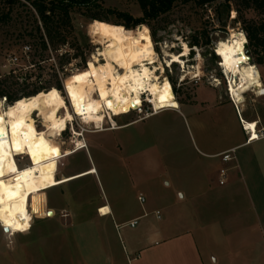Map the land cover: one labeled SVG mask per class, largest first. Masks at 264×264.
Returning <instances> with one entry per match:
<instances>
[{
  "label": "clouds",
  "instance_id": "clouds-1",
  "mask_svg": "<svg viewBox=\"0 0 264 264\" xmlns=\"http://www.w3.org/2000/svg\"><path fill=\"white\" fill-rule=\"evenodd\" d=\"M236 16L233 11L231 17ZM81 27L91 45V50H85L86 60L75 57V49L65 44L56 54L75 58L63 65V71L56 54L41 62L54 65L59 87L53 82L31 95L21 92L11 101L7 95L0 96V230L6 237L28 233L34 217L52 215L46 210V190L65 183L60 172L63 161L82 149L87 151L90 136L118 130L117 118L133 111L141 113L145 104L151 106V115L180 108L165 75L166 69L174 74L173 64L179 65L177 88L185 80L200 83L202 79L212 88L226 86L238 111L246 107L245 93L264 96L260 68L245 54L248 39L239 24L235 29L229 26L227 37L212 45L220 57L216 64L223 80L216 68L204 70L203 49L189 47L190 42L175 32L171 41L154 42L146 24L126 28L92 19ZM192 52L195 56H190ZM245 127L255 129L256 125ZM99 211L103 214L109 209Z\"/></svg>",
  "mask_w": 264,
  "mask_h": 264
},
{
  "label": "rangeland",
  "instance_id": "rangeland-1",
  "mask_svg": "<svg viewBox=\"0 0 264 264\" xmlns=\"http://www.w3.org/2000/svg\"><path fill=\"white\" fill-rule=\"evenodd\" d=\"M96 4L97 6L90 8L89 13L97 14L111 24L114 22L118 25L125 22L132 25L133 19L141 16L136 0H99ZM222 4L221 0L202 8L193 3L174 5L168 13L149 22L148 26L155 34L154 42H162L165 39L171 41L172 33L175 32L189 41V47H191L194 38H197L200 42L198 47L203 49L202 56L206 59L204 70L211 72L213 68H216L217 76L223 80L216 64L220 57L212 50L213 42L226 38L229 26L235 29L239 24L242 30V24L238 20V15L235 19L231 17V13L235 11L233 6L226 12ZM4 8L3 0H0V78H7L9 90L18 92L28 91L38 86L46 87L53 82L57 83L54 65L41 63L49 61L57 51L48 50L40 56L39 51L31 45L32 41L25 35L26 32L34 33L31 17L18 7L14 9L12 21L2 20L1 11ZM246 17L256 20L260 18L252 11L246 12ZM88 22L90 20L83 15L82 11H76L73 14V35L78 40L85 60V50H91V45L81 25L86 26ZM203 31L209 42L206 45L202 43L204 40L200 34ZM216 33L220 35L217 36ZM68 40L70 42L72 38L69 37ZM26 46L30 48L28 51L25 49ZM156 51L159 53V47ZM172 51L178 52L180 49H172ZM65 56L69 55L66 53L63 58ZM190 56H195V52H192ZM250 56L252 57L251 52ZM59 57L56 54L57 62H59ZM252 63H254L253 57ZM172 67L174 74H170L166 69L165 75L169 77L173 85L177 100L183 103L181 108L183 115L170 111L173 109H165L143 119L144 114L151 111L150 105L145 104L142 113L133 111L117 118L120 125L141 119L138 123L118 132H105L90 136L88 150L82 149L66 158L60 172L63 177H67L93 168L95 175L79 176L58 187L46 190L48 193L46 210H51L52 215L43 219L34 217L32 228L28 233H16L15 236L6 237L0 230V264H14L3 262L4 258H29V260L32 258L31 263L33 264H80L78 260L81 261V254L84 255L88 249L87 246H81L93 244L92 238L88 239L90 242H84L81 237V233L92 235L93 231L82 232L81 225L85 224V229H93L92 225L99 222L94 214V209L98 204L105 201L124 214L141 213L139 203L136 201L137 190L128 185L126 162L131 157H127L130 153L127 140L134 141V146L142 151L139 160H142L145 165L139 171L156 182V190L153 192L156 194L164 192V187L160 185L161 181L157 177L158 150L161 146L170 143L189 148L193 142L192 133L196 132L191 117L205 118L211 114L212 109L208 106L205 97H210L215 93L206 79H202L200 83L194 81L189 83L185 80L184 84L177 88L176 84L180 75L179 65L173 64ZM259 68L261 79L264 81V65ZM60 70L63 71V67L62 69L60 67ZM20 79H23V84L19 83ZM41 80L44 84H40ZM200 87L205 88L199 91ZM221 90L227 94L226 86ZM244 95L246 106L254 111L256 96L252 92ZM192 98L195 100L191 101L190 105L189 101ZM259 111L261 112L260 107H257L254 112L259 113ZM226 112L229 113V125L232 128H241L239 114L233 109L229 111L227 109ZM67 135L65 133V137ZM56 178L61 179V175H57ZM150 201L155 204V207L163 210L164 205L161 200L151 198ZM162 214L165 215L166 212L163 211ZM21 264L29 263L24 260Z\"/></svg>",
  "mask_w": 264,
  "mask_h": 264
},
{
  "label": "crops",
  "instance_id": "crops-1",
  "mask_svg": "<svg viewBox=\"0 0 264 264\" xmlns=\"http://www.w3.org/2000/svg\"><path fill=\"white\" fill-rule=\"evenodd\" d=\"M212 89L215 93L205 97L212 113L205 118L191 117L196 132L189 148L170 143L158 150L157 177L163 193L153 192L156 182L139 171L145 165L139 160L142 151L127 140V157H131L126 162L128 185L137 190L141 213L124 214L103 200L94 209L99 222L93 229L81 225L82 232L93 231L92 235L81 233L84 242L92 238L93 244L81 246L88 249L78 263L264 264V135H260L264 134V96L256 97L253 107L254 111L260 107L261 112L248 106L238 111L224 90ZM178 102L180 108L170 111L183 115V103ZM227 109L239 114L241 124L255 123L259 138L247 142L251 130L244 131L242 125L232 128ZM230 149L234 159L223 162L220 155ZM221 168L228 170L223 185L218 184ZM151 198L161 200L163 210ZM102 207L109 213L100 214ZM133 220L137 224L130 226ZM24 260L33 264L32 258H4L3 262L21 264Z\"/></svg>",
  "mask_w": 264,
  "mask_h": 264
},
{
  "label": "trees",
  "instance_id": "trees-1",
  "mask_svg": "<svg viewBox=\"0 0 264 264\" xmlns=\"http://www.w3.org/2000/svg\"><path fill=\"white\" fill-rule=\"evenodd\" d=\"M99 0H3L5 5L4 10L1 11L2 20H11L13 17L14 9L20 7L22 10L31 17L33 24L32 32H26L27 38L32 41L31 45L39 51L40 56L48 50L56 52L61 46L67 44L70 48L75 49V57H81L82 51L76 36L73 35V14L76 11H82L83 15L88 19H99L105 21V18L98 16L94 13H89V10L93 6H97ZM221 0H136L141 16L133 19V24H123L126 28H132L136 24H147L152 20H156L158 17L168 13L174 5L193 3L198 7H204L214 2ZM222 6L226 9V12L233 6L235 12L238 15V20L242 24V30L246 33L248 39V48L253 57L254 63L259 67L264 65V0H222ZM252 11L260 18L253 19L247 18L246 12ZM129 17V16H128ZM116 24V23H112ZM203 36V44H208L206 33L200 32ZM154 32L152 36L154 38ZM72 40L69 42L68 38ZM200 42L197 38L191 45L199 46ZM29 48V46H26ZM33 49V48H32ZM30 53V52H29ZM261 53V55H259ZM75 57H59V65L62 69L63 65L68 63L70 59ZM13 77V76H11ZM7 78H0V96L7 95L9 100L18 98V94L21 92L10 91L9 85H7ZM16 83L17 82H13ZM12 85V84H11ZM59 87V83L57 82ZM41 87H34L31 90L23 91L24 95L34 94L35 91H39ZM64 165V164H63Z\"/></svg>",
  "mask_w": 264,
  "mask_h": 264
},
{
  "label": "built area",
  "instance_id": "built-area-1",
  "mask_svg": "<svg viewBox=\"0 0 264 264\" xmlns=\"http://www.w3.org/2000/svg\"><path fill=\"white\" fill-rule=\"evenodd\" d=\"M25 49L28 51V47H25ZM235 107H236V105H234ZM150 109H151V107H150ZM142 113V112H141ZM151 111L148 113V112H146L145 114H144V117L143 118H145V117H148V116H150L151 114ZM242 125V128H243V130L244 131H246V132H249L250 133V130H248L245 126H244V124H241ZM260 135H264V134H260ZM255 136L257 137L256 139H258L259 137H258V134H255ZM253 140H255V139H253V131L251 130V133H250V135L247 137V139H246V141L247 142H250V141H253ZM234 150L233 149H230V150H227V151H225V152H223L220 156H221V160L223 161V162H228V161H231V160H233L234 159ZM227 173H228V170H227V168H221L219 171H218V184L219 185H223L225 182H226V180H227ZM138 201L140 202V203H143L144 202V198L142 197V196H139L138 197ZM156 213V215H157V217L159 216V213L158 212H155ZM137 224V220H133L132 222H130V226H135Z\"/></svg>",
  "mask_w": 264,
  "mask_h": 264
},
{
  "label": "bare ground",
  "instance_id": "bare-ground-1",
  "mask_svg": "<svg viewBox=\"0 0 264 264\" xmlns=\"http://www.w3.org/2000/svg\"><path fill=\"white\" fill-rule=\"evenodd\" d=\"M245 51H246V48H245ZM246 54V53H245ZM247 55V54H246ZM251 63V62H250ZM151 107V106H150ZM246 124H251V123H245L244 124V126L246 125ZM248 129V128H247ZM248 130H252L253 131V133L255 134V129H248ZM95 173V171H93V168H90V169H88V170H85V171H82V172H79V173H76V174H73V175H70V176H67V177H64V178H66L65 179V182H67V181H69V180H73V178H78L79 176H84V175H88V174H94ZM59 180V179H58ZM64 184V183H63ZM60 185H62V184H60ZM60 185H58V186H60ZM58 186H55V187H58ZM55 187H53V188H55ZM52 189V188H51ZM49 190V189H48ZM102 208H105V207H102ZM107 208V207H106ZM101 209V208H100ZM99 209V210H100ZM98 210V212L101 214V212ZM109 213V211L108 212H106V213H103V214H108ZM99 214V215H100Z\"/></svg>",
  "mask_w": 264,
  "mask_h": 264
},
{
  "label": "water",
  "instance_id": "water-1",
  "mask_svg": "<svg viewBox=\"0 0 264 264\" xmlns=\"http://www.w3.org/2000/svg\"><path fill=\"white\" fill-rule=\"evenodd\" d=\"M245 48H246V51H245V53L247 54V55H249L250 56V50L248 49V44H246L245 45ZM251 57V56H250ZM249 62H251L252 63V57H251V60L249 61ZM51 211V210H50Z\"/></svg>",
  "mask_w": 264,
  "mask_h": 264
}]
</instances>
